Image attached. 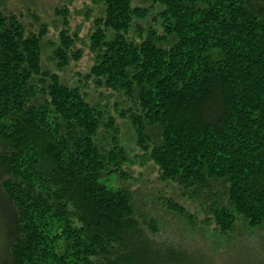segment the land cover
I'll list each match as a JSON object with an SVG mask.
<instances>
[{
  "label": "trees",
  "instance_id": "obj_1",
  "mask_svg": "<svg viewBox=\"0 0 264 264\" xmlns=\"http://www.w3.org/2000/svg\"><path fill=\"white\" fill-rule=\"evenodd\" d=\"M10 1L0 264H191L196 253L156 238L164 208L132 189L150 163L195 205L169 198L167 210L193 229L201 213L214 250L239 222L264 226V0H91L82 72L68 8H53V41Z\"/></svg>",
  "mask_w": 264,
  "mask_h": 264
},
{
  "label": "rangeland",
  "instance_id": "obj_2",
  "mask_svg": "<svg viewBox=\"0 0 264 264\" xmlns=\"http://www.w3.org/2000/svg\"><path fill=\"white\" fill-rule=\"evenodd\" d=\"M133 2L135 5L150 6L149 0H133ZM10 3L13 9L19 7L17 10H23V13H27V8L33 9V14L38 16L42 23L50 26V38L53 41L57 40L58 32L62 28L61 19L55 16L53 8L57 6L68 8L71 26L73 30L80 28L79 34L83 40L78 47L84 51L85 55L78 70L82 72L92 64L86 38L92 27V22L86 17H88V12L97 8L92 4L91 0H11ZM8 8L9 11L13 12L9 6ZM27 21L34 23L33 19H28ZM143 25H155L153 17L145 21ZM68 78L76 79L71 77V75ZM129 144L130 147H134L131 143ZM134 174V179L131 182L132 189H140L144 199L151 200L150 202L152 203L157 202L160 208H164L162 210L164 218L161 220V231L156 238L162 241H169L172 244L189 249V252L196 253L197 257L191 264H264V226L257 229H247L244 223L239 222L233 234L223 235L219 239V244H225L226 247H219L214 250L210 238L207 239L206 237L207 233L204 229L206 225L203 227L200 224L204 220L201 213L198 214L199 219H197V224H193L196 226L193 229L191 228L193 226L189 227L184 224L178 216L167 210L166 200L171 198L179 205L185 206L187 210L195 212L194 203H190L181 196V190L178 186L162 183L158 179L157 169L151 163L143 169L137 170ZM211 228L209 227V229ZM213 239L218 238L214 237ZM212 252L216 256H212Z\"/></svg>",
  "mask_w": 264,
  "mask_h": 264
}]
</instances>
